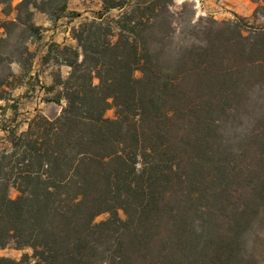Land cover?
Listing matches in <instances>:
<instances>
[{
  "label": "trees",
  "instance_id": "trees-1",
  "mask_svg": "<svg viewBox=\"0 0 264 264\" xmlns=\"http://www.w3.org/2000/svg\"><path fill=\"white\" fill-rule=\"evenodd\" d=\"M98 1L74 47L47 45L43 64L68 71L43 85L32 17L54 21L66 0H0V100L28 76L61 106L0 150V248L25 251L0 264H248L247 234L264 227V27L178 26L173 0Z\"/></svg>",
  "mask_w": 264,
  "mask_h": 264
},
{
  "label": "rangeland",
  "instance_id": "rangeland-1",
  "mask_svg": "<svg viewBox=\"0 0 264 264\" xmlns=\"http://www.w3.org/2000/svg\"><path fill=\"white\" fill-rule=\"evenodd\" d=\"M20 0H12V5H15ZM129 3L130 0H124ZM263 2L255 0H173L171 10L175 12V21L178 26H183L190 19H196L200 16H209L217 21L232 20L235 17L245 18L246 21L254 27H264V17L256 13V9ZM66 12L58 14V18L54 21L49 20V17L41 12H34L32 22L35 26L41 28V39L30 46V49L35 52V58L32 61V69L29 76L38 75V80L43 85L52 83V76L60 73L61 77H65L68 68L65 66L57 67L51 62H42L47 45L55 42L60 45L74 47L75 41L71 37V30L85 19H91L100 10V2L98 0H66ZM2 6L0 5V20L10 19L11 16L5 18L1 13ZM78 15H71V13ZM120 10L111 9L105 13V20L115 19ZM2 29H0V36ZM12 70L17 72V66L12 65ZM135 78L140 77V73H133ZM34 85V91H30L31 85ZM29 90V91H28ZM45 95L39 89L35 80H30L29 77H23L21 85L11 91V96L8 101L0 100V150L9 147L8 130L13 129L15 133L22 131L25 127L24 121L30 119L36 112L51 119L57 116L61 106L43 102L42 98ZM16 101V114L9 108L12 101ZM114 107L109 106L104 117L114 118ZM243 128H239L241 131ZM118 217L124 220L123 213L118 210ZM107 218V214L98 215L94 221L99 222ZM25 251L15 250L12 246L0 248V257L11 258L18 260ZM26 252H29L27 250ZM248 264H264V227L260 229H252L247 234L244 244V251Z\"/></svg>",
  "mask_w": 264,
  "mask_h": 264
}]
</instances>
